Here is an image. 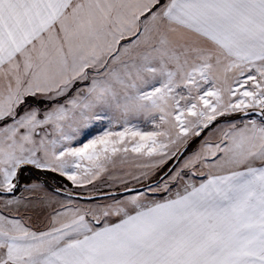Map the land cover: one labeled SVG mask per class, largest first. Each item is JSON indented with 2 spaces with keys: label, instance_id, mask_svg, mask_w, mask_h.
I'll return each instance as SVG.
<instances>
[{
  "label": "rangeland",
  "instance_id": "1",
  "mask_svg": "<svg viewBox=\"0 0 264 264\" xmlns=\"http://www.w3.org/2000/svg\"><path fill=\"white\" fill-rule=\"evenodd\" d=\"M170 1L74 0L9 78L22 100L0 119L19 117L0 124L7 190L20 164L57 173L69 193L143 188L0 193V264H264V121L241 115H264V61L196 51ZM222 115L237 116L213 123ZM63 199L78 203L68 262L51 258L77 230L51 221Z\"/></svg>",
  "mask_w": 264,
  "mask_h": 264
},
{
  "label": "crops",
  "instance_id": "2",
  "mask_svg": "<svg viewBox=\"0 0 264 264\" xmlns=\"http://www.w3.org/2000/svg\"><path fill=\"white\" fill-rule=\"evenodd\" d=\"M73 1L0 0V119L9 116L22 100L17 97V85L11 84L13 82L9 78L24 72L19 68L20 62L24 65L27 63V57L34 51V44L43 36L49 37L56 33L55 29L62 20H65ZM170 2L171 21L193 36L191 44L196 51L203 50L215 58L218 55L217 59H222L223 55L225 58L250 66L264 61V0ZM14 119L19 117H11L9 123ZM2 174L3 167L0 164L1 183ZM1 183L0 188L3 186ZM259 186L262 187V184ZM3 187L7 190L10 185L6 184ZM256 190L258 195V188ZM61 202L56 209L58 214L54 213L56 215L51 221L58 217L60 225L75 224L77 230L60 240L62 246H65L64 250L60 249L59 256L54 255L51 258L58 260L60 254L65 251L66 254L59 260L68 262L71 260L68 253L78 255V203L68 199ZM70 214L75 218L69 216L64 218ZM0 216L3 217L1 212Z\"/></svg>",
  "mask_w": 264,
  "mask_h": 264
},
{
  "label": "trees",
  "instance_id": "3",
  "mask_svg": "<svg viewBox=\"0 0 264 264\" xmlns=\"http://www.w3.org/2000/svg\"><path fill=\"white\" fill-rule=\"evenodd\" d=\"M159 1L162 2L164 0H159ZM30 99L34 101V99L31 96L26 97L24 100H30ZM34 102H36V101H34ZM235 116H237V115H222V116L217 117L216 120L213 123H217V122L222 121V120L232 119ZM8 120L9 119H3V120L0 121V124H3V123H5ZM213 123H211L210 125H212ZM203 132H204V129H202L200 134H198L197 136H194L187 143L184 153L189 149V147L193 146L197 142V140L200 138V136L202 135ZM173 160L174 159L169 161L168 166L172 163ZM16 178L18 180V185L19 186L21 184H27V183H29L31 181H39L42 184H44V185H46V186H48L50 188H58V189L63 190V191L65 190L64 186H66L68 188H71L70 183L64 178L66 180L65 181L57 173H54V172H52L50 170L37 169V168L31 167L29 165H24L21 168H19L18 171H17V174H16ZM17 189H15L13 193H16L18 191Z\"/></svg>",
  "mask_w": 264,
  "mask_h": 264
},
{
  "label": "water",
  "instance_id": "4",
  "mask_svg": "<svg viewBox=\"0 0 264 264\" xmlns=\"http://www.w3.org/2000/svg\"><path fill=\"white\" fill-rule=\"evenodd\" d=\"M241 115L242 116H256V117H259L261 120L264 121V115H263L262 111H260L258 109H253V110H249V111L243 112V113H241ZM185 148H186V146L183 147L178 152V154L176 155V158L173 160V162L168 167L166 172L171 170L172 167L176 164L177 160L182 155V153L184 152ZM24 165L25 164H20L18 169L21 168ZM164 174L160 175L159 179H161L164 176ZM158 180L149 183L147 186L155 185L158 182ZM17 186H18V180L16 178L11 189H9V190H0V193H2V194H12L14 192V189L17 188ZM142 188H143L142 186L128 187V188H125V189H123V190H121L119 192L111 191V192H105V193H98V194H95V195H81V194L69 193V192H65L63 190H60L58 188H53V191L58 193V194H62V195L69 196V197H72V198H77V199H82V200H90V199L102 198V197H105V196H113L116 193H129V192H133V191H139Z\"/></svg>",
  "mask_w": 264,
  "mask_h": 264
}]
</instances>
